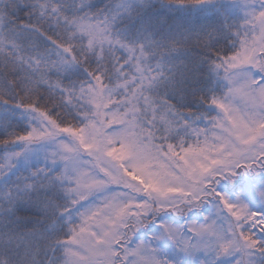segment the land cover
<instances>
[{"label": "snow or ice", "instance_id": "6c2138e0", "mask_svg": "<svg viewBox=\"0 0 264 264\" xmlns=\"http://www.w3.org/2000/svg\"><path fill=\"white\" fill-rule=\"evenodd\" d=\"M0 264H264V0H0Z\"/></svg>", "mask_w": 264, "mask_h": 264}]
</instances>
